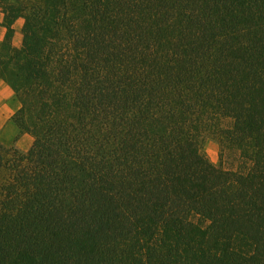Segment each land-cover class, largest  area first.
Wrapping results in <instances>:
<instances>
[{
    "label": "trees",
    "instance_id": "trees-1",
    "mask_svg": "<svg viewBox=\"0 0 264 264\" xmlns=\"http://www.w3.org/2000/svg\"><path fill=\"white\" fill-rule=\"evenodd\" d=\"M0 7V264H264V0Z\"/></svg>",
    "mask_w": 264,
    "mask_h": 264
},
{
    "label": "rangeland",
    "instance_id": "rangeland-1",
    "mask_svg": "<svg viewBox=\"0 0 264 264\" xmlns=\"http://www.w3.org/2000/svg\"><path fill=\"white\" fill-rule=\"evenodd\" d=\"M1 11H3V9L0 7V12ZM5 97V89L0 86V143L6 148L12 149L16 153L25 154L33 146V138L27 135V139H30V142H25L23 141V136L26 134H18V130L11 120L13 115L12 109L10 106L7 107L6 103L4 102ZM14 101L18 105L17 101ZM203 150L212 163L218 164L219 146L213 139H206L203 145Z\"/></svg>",
    "mask_w": 264,
    "mask_h": 264
},
{
    "label": "crops",
    "instance_id": "crops-1",
    "mask_svg": "<svg viewBox=\"0 0 264 264\" xmlns=\"http://www.w3.org/2000/svg\"><path fill=\"white\" fill-rule=\"evenodd\" d=\"M5 22V12L1 11L0 12V42L3 40L5 32H6V28L3 26V23ZM23 22H24V18L22 14H18L12 24L13 30H14V34H13V39H12V47L15 50H19L21 47V41H22V26H23ZM0 86L3 87V89H5L6 92V97L4 102L6 103L7 107H11L12 109V113L14 114V112L18 109V105L15 103V99L13 96V92L10 89V87L3 81L0 79ZM28 136L24 135L23 136V141L25 142H30V139H27Z\"/></svg>",
    "mask_w": 264,
    "mask_h": 264
}]
</instances>
